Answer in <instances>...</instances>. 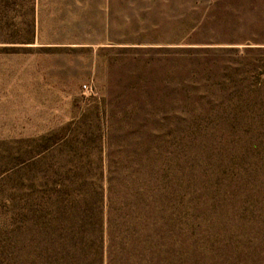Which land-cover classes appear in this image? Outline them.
<instances>
[{
    "label": "rangeland",
    "instance_id": "1",
    "mask_svg": "<svg viewBox=\"0 0 264 264\" xmlns=\"http://www.w3.org/2000/svg\"><path fill=\"white\" fill-rule=\"evenodd\" d=\"M0 264H264V0H0Z\"/></svg>",
    "mask_w": 264,
    "mask_h": 264
}]
</instances>
